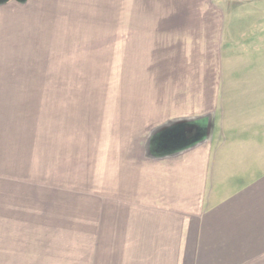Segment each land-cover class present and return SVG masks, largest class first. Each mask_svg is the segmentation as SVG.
<instances>
[{
    "label": "rangeland",
    "instance_id": "obj_1",
    "mask_svg": "<svg viewBox=\"0 0 264 264\" xmlns=\"http://www.w3.org/2000/svg\"><path fill=\"white\" fill-rule=\"evenodd\" d=\"M0 3V264H95L96 214L142 183L136 139L206 114L191 74L219 71L214 131L254 142L264 0Z\"/></svg>",
    "mask_w": 264,
    "mask_h": 264
},
{
    "label": "crops",
    "instance_id": "obj_2",
    "mask_svg": "<svg viewBox=\"0 0 264 264\" xmlns=\"http://www.w3.org/2000/svg\"><path fill=\"white\" fill-rule=\"evenodd\" d=\"M191 75L186 91H205L206 114L176 110L160 123L194 120L206 124V137L161 156L149 149L150 127L136 139L138 159L128 165L142 183L128 190L126 209L96 214L95 264H264V111L253 143L244 130L226 142L214 131L219 71Z\"/></svg>",
    "mask_w": 264,
    "mask_h": 264
},
{
    "label": "trees",
    "instance_id": "obj_3",
    "mask_svg": "<svg viewBox=\"0 0 264 264\" xmlns=\"http://www.w3.org/2000/svg\"><path fill=\"white\" fill-rule=\"evenodd\" d=\"M207 135L206 124L190 119H175L171 123L150 132L149 149L152 155L161 156L189 148ZM33 260H28L30 262ZM42 260H39V262ZM43 261H47L43 259Z\"/></svg>",
    "mask_w": 264,
    "mask_h": 264
}]
</instances>
